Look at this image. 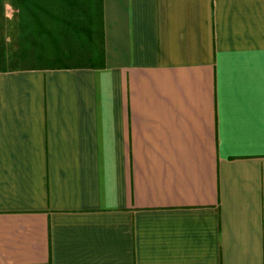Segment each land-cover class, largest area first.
<instances>
[{"label": "crops", "instance_id": "crops-1", "mask_svg": "<svg viewBox=\"0 0 264 264\" xmlns=\"http://www.w3.org/2000/svg\"><path fill=\"white\" fill-rule=\"evenodd\" d=\"M102 57L0 70V264H264V0H101Z\"/></svg>", "mask_w": 264, "mask_h": 264}, {"label": "trees", "instance_id": "trees-1", "mask_svg": "<svg viewBox=\"0 0 264 264\" xmlns=\"http://www.w3.org/2000/svg\"><path fill=\"white\" fill-rule=\"evenodd\" d=\"M21 68L81 67L102 57L101 0H7ZM4 0H0V70L6 68Z\"/></svg>", "mask_w": 264, "mask_h": 264}, {"label": "rangeland", "instance_id": "rangeland-1", "mask_svg": "<svg viewBox=\"0 0 264 264\" xmlns=\"http://www.w3.org/2000/svg\"><path fill=\"white\" fill-rule=\"evenodd\" d=\"M6 5H9L7 3V0H4V14L6 12ZM6 18V16H5ZM14 18V17H13ZM5 24H6V29L4 32V38L6 41L7 37H11L12 39V43L11 44H4L5 47V54H6V62H5V67L6 68H14V67H19L20 66V60L19 59H15L18 58L17 57V50H18V45L16 42V35H15V31H14V26H15V22L14 20H5Z\"/></svg>", "mask_w": 264, "mask_h": 264}, {"label": "clouds", "instance_id": "clouds-1", "mask_svg": "<svg viewBox=\"0 0 264 264\" xmlns=\"http://www.w3.org/2000/svg\"><path fill=\"white\" fill-rule=\"evenodd\" d=\"M5 16H6V19H8V20L13 19V10H12L11 5H6ZM5 42H6V44H11L12 43L11 37H7Z\"/></svg>", "mask_w": 264, "mask_h": 264}]
</instances>
